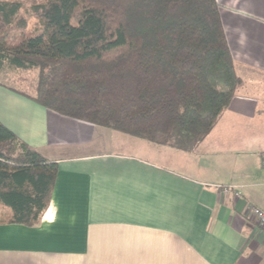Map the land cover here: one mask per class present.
I'll list each match as a JSON object with an SVG mask.
<instances>
[{
  "label": "crops",
  "instance_id": "crops-1",
  "mask_svg": "<svg viewBox=\"0 0 264 264\" xmlns=\"http://www.w3.org/2000/svg\"><path fill=\"white\" fill-rule=\"evenodd\" d=\"M216 2L240 82L191 153L60 115L0 79V122L56 163L37 222L0 220V264H264L248 211H264V0Z\"/></svg>",
  "mask_w": 264,
  "mask_h": 264
},
{
  "label": "trees",
  "instance_id": "trees-1",
  "mask_svg": "<svg viewBox=\"0 0 264 264\" xmlns=\"http://www.w3.org/2000/svg\"><path fill=\"white\" fill-rule=\"evenodd\" d=\"M18 0H0V73L36 70L20 93L60 115L193 152L240 79L216 0H44L27 26ZM9 83V82H8ZM56 163L0 122V206L33 225L47 207Z\"/></svg>",
  "mask_w": 264,
  "mask_h": 264
},
{
  "label": "rangeland",
  "instance_id": "rangeland-1",
  "mask_svg": "<svg viewBox=\"0 0 264 264\" xmlns=\"http://www.w3.org/2000/svg\"><path fill=\"white\" fill-rule=\"evenodd\" d=\"M18 1H20L22 5L21 14L27 17V26L22 31L15 30L13 32L14 38L8 40L9 42H14V43L17 42L22 35H27L29 33H32L39 27L40 19L38 16L32 13L31 7L34 4L42 3L44 0H18ZM0 79L6 80L14 87L26 93H32L35 90V86H36L37 71L8 69L0 73ZM7 218L8 215L3 211V207L0 206V220Z\"/></svg>",
  "mask_w": 264,
  "mask_h": 264
},
{
  "label": "built area",
  "instance_id": "built-area-1",
  "mask_svg": "<svg viewBox=\"0 0 264 264\" xmlns=\"http://www.w3.org/2000/svg\"><path fill=\"white\" fill-rule=\"evenodd\" d=\"M262 167L264 168V161L262 162ZM222 192L227 193L228 188L223 187ZM248 211H249V215H251L256 220L258 225L264 228V211L255 206H250Z\"/></svg>",
  "mask_w": 264,
  "mask_h": 264
}]
</instances>
